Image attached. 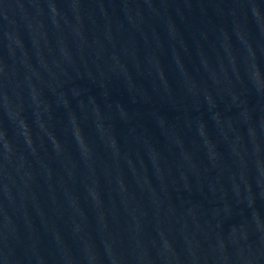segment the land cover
Masks as SVG:
<instances>
[{"label": "water", "instance_id": "1", "mask_svg": "<svg viewBox=\"0 0 264 264\" xmlns=\"http://www.w3.org/2000/svg\"><path fill=\"white\" fill-rule=\"evenodd\" d=\"M0 264H264V0H0Z\"/></svg>", "mask_w": 264, "mask_h": 264}]
</instances>
